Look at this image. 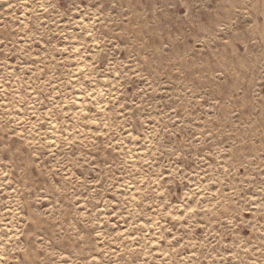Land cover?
Listing matches in <instances>:
<instances>
[{
	"label": "rangeland",
	"instance_id": "rangeland-1",
	"mask_svg": "<svg viewBox=\"0 0 264 264\" xmlns=\"http://www.w3.org/2000/svg\"><path fill=\"white\" fill-rule=\"evenodd\" d=\"M0 264H264V0H0Z\"/></svg>",
	"mask_w": 264,
	"mask_h": 264
}]
</instances>
